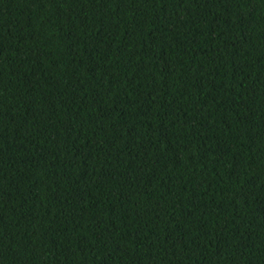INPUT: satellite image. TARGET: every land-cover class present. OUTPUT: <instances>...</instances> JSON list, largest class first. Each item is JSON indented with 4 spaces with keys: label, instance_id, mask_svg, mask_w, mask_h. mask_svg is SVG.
<instances>
[{
    "label": "trees",
    "instance_id": "trees-1",
    "mask_svg": "<svg viewBox=\"0 0 264 264\" xmlns=\"http://www.w3.org/2000/svg\"><path fill=\"white\" fill-rule=\"evenodd\" d=\"M0 264H264V0H0Z\"/></svg>",
    "mask_w": 264,
    "mask_h": 264
}]
</instances>
